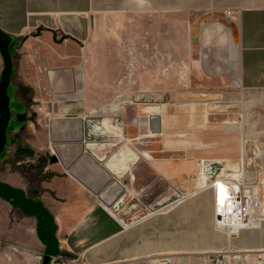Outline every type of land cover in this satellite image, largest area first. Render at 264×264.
<instances>
[{"label":"crops","instance_id":"1","mask_svg":"<svg viewBox=\"0 0 264 264\" xmlns=\"http://www.w3.org/2000/svg\"><path fill=\"white\" fill-rule=\"evenodd\" d=\"M182 22L192 40L187 68L198 95L212 89L217 103L239 109L227 108L211 120L203 111L195 116L196 152L181 139L185 159L174 161L148 146L140 151L139 136H156V116L153 107L134 103V92L152 88L148 79L156 71L144 55L151 41L173 42L174 69L183 66ZM0 28L12 38L18 74L32 90L27 106L34 112L22 141L34 155L53 160L33 189L8 170L4 177L0 167L8 187L0 186V205L29 233L28 250L14 264H40L43 256L108 264L164 255L196 264L201 252L264 249V217L234 234L216 227L209 187L215 183L217 190L223 183L216 177L237 166L254 186L264 181V150L256 168L241 154L253 131L264 134V0H0ZM91 40L93 60L87 54ZM14 93L11 80L8 131L17 107L24 109ZM144 114L146 133L139 134ZM157 118V134L167 136L164 117ZM203 165L216 175L208 177ZM117 204L135 206L130 224L120 214L127 206ZM132 226L137 256L117 247ZM3 252L0 234V264H10Z\"/></svg>","mask_w":264,"mask_h":264},{"label":"rangeland","instance_id":"2","mask_svg":"<svg viewBox=\"0 0 264 264\" xmlns=\"http://www.w3.org/2000/svg\"><path fill=\"white\" fill-rule=\"evenodd\" d=\"M182 20V19H181ZM181 54L183 59V66L176 71L174 69L176 56L173 54V42L166 40L165 42H153L149 43V48H144V55L150 56V68L153 71L150 74L148 80H150V86L152 88L144 89V90H136L134 92L135 102L139 104V108L142 110L146 106L153 107L155 110L154 115L162 116L165 119L163 131L166 135L157 134L154 138H144L139 136L140 145L143 147L140 151L144 154L146 151L148 152L147 146L150 150H157V155L166 156L174 161H178L180 159H185V153L180 149L179 141L186 140L188 142L189 149H195L196 142V133H195V125H196V117L199 116L200 113H203L208 118L207 120H211V118L216 115L223 113L225 109L230 108L232 110L239 109V105L237 103H230L226 108L225 106L217 103L218 96L215 93H212V89L207 90V94L205 96L198 95V88L192 82V74L189 68H187V58L190 57V43L191 39L188 34V23L182 22L181 25ZM91 45L88 47L90 51L87 50V54L92 57L93 60V41L91 40ZM135 49L134 51L137 53H141V44L134 43ZM125 47V45H123ZM14 50L11 55L14 61L15 72L12 77V85L14 88V96L17 99L19 98V102L24 109H17L14 112V122L12 130L8 131L7 138L8 144L4 156L1 162V170L3 171V176L5 177L7 170L10 171L9 175L14 176L23 184L28 186V189H33L38 186L39 180L43 177L47 176L43 175V168L47 165H50L53 160L52 157L48 155H39L36 156L32 151L26 148L25 144L22 141V137L27 134V118L32 117V110L29 111V106H27L30 101L32 90L28 86H25L21 81V76L19 73V60L17 55V59L14 57ZM165 54V56H163ZM178 58V56H177ZM141 61V60H140ZM93 69V63L90 64ZM163 65L166 66L167 71L158 72L159 69L163 68ZM178 79V83L176 84V80ZM121 80V77H119ZM94 77L92 82L94 84ZM139 87V85H137ZM140 88V87H139ZM129 93V92H128ZM127 94V93H122ZM112 99V98H111ZM200 103H206L205 106L200 107ZM202 113V114H203ZM145 115L143 118L138 119L139 125V134H145V125L143 124L146 120ZM234 121L237 122L238 117L234 114ZM157 125V121L155 120V127ZM154 127V128H155ZM160 127L162 128V122H160ZM145 131V132H144ZM161 131V130H160ZM179 133H183L181 136ZM138 134V135H139ZM167 149V150H164ZM242 148V147H241ZM162 150V153L160 152ZM264 150V134L257 135L254 131L251 133V136L246 139L245 146L242 148V156L249 159H254L251 162V165L254 168L258 167V157H260V152ZM34 157L32 158V156ZM19 163V164H18ZM250 163V162H249ZM251 166V168H252ZM197 178V177H196ZM262 179L264 176L262 175ZM3 181V179H0ZM5 183L0 181V185L2 186ZM256 185V184H255ZM262 186L264 190V185L260 184V194H262ZM8 188L7 186H2ZM10 187V186H9ZM161 192V188H159ZM1 198V197H0ZM118 205V204H117ZM119 208L122 206H127L123 211H121V215H124L125 224H130L133 219H135V206L134 205H118ZM121 210V209H120ZM127 211V212H125ZM130 212L128 216L127 213ZM135 226H132L124 237L120 238V243L117 247H120L130 254L137 256L138 255V246H137V234H136ZM0 234L2 237V250L4 259H7L10 264L18 263L19 260L17 256L20 254L22 250L26 249L28 245L25 243L26 238L28 237V231L22 226V222L20 219L15 217L12 213L7 212L5 207L0 205ZM64 261L69 262L70 259L76 260L77 258L73 257H63ZM194 258V256H188ZM22 259L20 260V263ZM81 264L80 259L74 264Z\"/></svg>","mask_w":264,"mask_h":264},{"label":"built area","instance_id":"3","mask_svg":"<svg viewBox=\"0 0 264 264\" xmlns=\"http://www.w3.org/2000/svg\"><path fill=\"white\" fill-rule=\"evenodd\" d=\"M229 13L230 12H227V14ZM240 168L239 166L235 169L228 168L225 174L216 177V179L221 180L227 190V199L222 204L218 203V191L213 187L215 183H209V187L212 186L214 197L215 225L217 228L226 230L231 234H234L244 226L258 222L264 217L262 215L264 195H261L260 189H257V185H263L264 181L258 182V184L254 186L248 182V180L244 179ZM203 173L207 174L208 177L216 175L212 170V166L203 165ZM119 199L120 201L122 200L121 197ZM229 216L234 217V219L227 222V217ZM195 261L196 264H264V249L256 252L244 253L236 252L229 248L220 251L201 252L196 254ZM74 263V259H70L69 262H67L64 261L61 256L52 257L50 260V264ZM108 264H190V261L164 255L132 257L130 259L117 260L116 262Z\"/></svg>","mask_w":264,"mask_h":264},{"label":"water","instance_id":"4","mask_svg":"<svg viewBox=\"0 0 264 264\" xmlns=\"http://www.w3.org/2000/svg\"><path fill=\"white\" fill-rule=\"evenodd\" d=\"M40 31L37 30L36 34ZM53 35L54 32L52 33ZM12 38L3 32L0 28V57L2 58L3 67L0 71V159L8 144V129L11 124L12 112L9 98V87L13 75V63L9 52L12 46ZM157 121L155 128L151 129L155 133H160V119L157 117H151ZM51 258L49 256H43L40 264H50Z\"/></svg>","mask_w":264,"mask_h":264},{"label":"snow or ice","instance_id":"5","mask_svg":"<svg viewBox=\"0 0 264 264\" xmlns=\"http://www.w3.org/2000/svg\"><path fill=\"white\" fill-rule=\"evenodd\" d=\"M218 189V203H223L227 199V190L223 185L217 184Z\"/></svg>","mask_w":264,"mask_h":264},{"label":"trees","instance_id":"6","mask_svg":"<svg viewBox=\"0 0 264 264\" xmlns=\"http://www.w3.org/2000/svg\"><path fill=\"white\" fill-rule=\"evenodd\" d=\"M13 45H14V44H12V46H11L10 49H9L10 55H11L13 49H14ZM13 75H14V74H13ZM13 75H12V77H13ZM3 185H4V186H7L6 184H3ZM3 185H2V186H3ZM0 186H1V185H0Z\"/></svg>","mask_w":264,"mask_h":264},{"label":"bare ground","instance_id":"7","mask_svg":"<svg viewBox=\"0 0 264 264\" xmlns=\"http://www.w3.org/2000/svg\"><path fill=\"white\" fill-rule=\"evenodd\" d=\"M217 191H218V189H217ZM231 219H234V217H231V216L227 217V222H229Z\"/></svg>","mask_w":264,"mask_h":264}]
</instances>
